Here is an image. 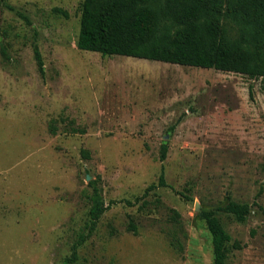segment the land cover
<instances>
[{
    "label": "rangeland",
    "instance_id": "rangeland-1",
    "mask_svg": "<svg viewBox=\"0 0 264 264\" xmlns=\"http://www.w3.org/2000/svg\"><path fill=\"white\" fill-rule=\"evenodd\" d=\"M83 2L0 1V264H214L203 210L227 264H264V78L79 50ZM162 170L169 187L112 205L67 262L91 182L134 202Z\"/></svg>",
    "mask_w": 264,
    "mask_h": 264
},
{
    "label": "trees",
    "instance_id": "trees-1",
    "mask_svg": "<svg viewBox=\"0 0 264 264\" xmlns=\"http://www.w3.org/2000/svg\"><path fill=\"white\" fill-rule=\"evenodd\" d=\"M224 21L236 27V38L229 35ZM77 47L103 56L122 55L264 78V0H84ZM35 57L43 74L37 47ZM167 152L165 143L161 147V161L166 159ZM91 185L89 221L76 236L69 263L77 261V249L93 235L112 205L134 206L153 189L169 187L162 170L157 184L150 185L134 202L106 203L95 182ZM219 211L242 223L250 206L231 201ZM200 218L212 236L214 264H227L231 237L217 211L203 210ZM132 229L135 230L134 225ZM233 246L240 247L236 242Z\"/></svg>",
    "mask_w": 264,
    "mask_h": 264
},
{
    "label": "crops",
    "instance_id": "crops-1",
    "mask_svg": "<svg viewBox=\"0 0 264 264\" xmlns=\"http://www.w3.org/2000/svg\"><path fill=\"white\" fill-rule=\"evenodd\" d=\"M4 174H6L5 172H0V176H2V175H4ZM4 181V180H3Z\"/></svg>",
    "mask_w": 264,
    "mask_h": 264
},
{
    "label": "bare ground",
    "instance_id": "bare-ground-1",
    "mask_svg": "<svg viewBox=\"0 0 264 264\" xmlns=\"http://www.w3.org/2000/svg\"><path fill=\"white\" fill-rule=\"evenodd\" d=\"M94 53V52H93Z\"/></svg>",
    "mask_w": 264,
    "mask_h": 264
}]
</instances>
